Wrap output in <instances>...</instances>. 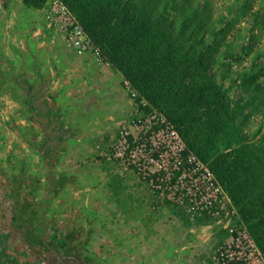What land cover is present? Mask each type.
<instances>
[{
  "label": "crops",
  "instance_id": "0c3cea01",
  "mask_svg": "<svg viewBox=\"0 0 264 264\" xmlns=\"http://www.w3.org/2000/svg\"><path fill=\"white\" fill-rule=\"evenodd\" d=\"M9 1L7 7L0 4V88L9 91L1 102L16 106L24 126L21 131H13L17 145L10 152L12 157L8 161L0 157V226L10 215L26 219L40 235L33 239L32 246L42 242L49 249L66 247L68 258L75 264H87L80 250L86 217L95 222L94 233L108 239L102 248L109 261L218 264L213 248L228 234L212 231L211 226H194L193 218L180 225L177 212L159 202L132 172L119 175V166L108 165L103 176L91 174L94 180L89 191L75 187L76 183L66 176L58 177L59 167L77 168L83 163L99 167L95 154L108 147L110 138L106 137L117 136L123 121L129 124L131 101L122 87L121 74L108 62L90 53L62 52V42L53 47L43 9ZM65 69L76 71L77 81L71 87L95 90L90 95L83 93L97 108L87 125L71 128V120L66 117ZM20 141L22 149L18 148ZM116 177L121 180V190L127 189L126 195L111 190L110 183ZM104 184L105 189L98 188ZM57 215L70 229L62 236V221L56 219ZM51 230L58 231V236H49ZM207 238H212L208 245Z\"/></svg>",
  "mask_w": 264,
  "mask_h": 264
},
{
  "label": "trees",
  "instance_id": "16d2710c",
  "mask_svg": "<svg viewBox=\"0 0 264 264\" xmlns=\"http://www.w3.org/2000/svg\"><path fill=\"white\" fill-rule=\"evenodd\" d=\"M47 1L23 3L42 9ZM62 1L99 46L102 58L149 102L145 109L152 106L163 112L187 150L209 163L264 252V142L244 131L247 102L235 100L217 75L221 63L242 60L257 42L254 31L264 24V16L251 11L255 1L234 0L218 19L220 30L196 11L179 28L160 21L172 4L153 14L148 0ZM205 5L207 10L212 7L207 1ZM193 15L199 17L195 23L190 21ZM246 15L251 18L247 33L237 28L233 41L217 55L215 46L235 27L236 19ZM241 38L243 42H237ZM254 67L241 73L239 85L262 93L264 62Z\"/></svg>",
  "mask_w": 264,
  "mask_h": 264
},
{
  "label": "built area",
  "instance_id": "2783aa9c",
  "mask_svg": "<svg viewBox=\"0 0 264 264\" xmlns=\"http://www.w3.org/2000/svg\"><path fill=\"white\" fill-rule=\"evenodd\" d=\"M42 9L53 47L64 42L77 54L90 53L105 61L99 46L62 0H48ZM126 84L134 115L113 147L114 162L132 172L159 202L182 208L191 217L199 213L222 224L228 237L217 247L218 264H264V252L209 163L188 151L175 124L158 108L146 110L149 102L140 98L128 80Z\"/></svg>",
  "mask_w": 264,
  "mask_h": 264
},
{
  "label": "rangeland",
  "instance_id": "374dc122",
  "mask_svg": "<svg viewBox=\"0 0 264 264\" xmlns=\"http://www.w3.org/2000/svg\"><path fill=\"white\" fill-rule=\"evenodd\" d=\"M206 1L211 3L212 6L211 9L208 10L205 9ZM254 1L255 2L253 4L251 11L252 12L258 11L259 16L261 17L264 16V0H254ZM233 2L234 0H168V1L148 0L147 5H148V10L151 13L156 14L155 12H157L158 10H162L166 5L170 7V5L172 4L173 7H170L163 16H159V19L160 21L168 20L170 21L171 24H176L178 28L181 27L183 23L187 20L186 17L190 12L196 11L199 12V17L200 15L201 16L205 15L206 18H208V22L210 23L211 28L217 26V29L220 30L222 24L218 22V19L229 8L230 4ZM8 3H10V1L5 0L2 4L4 5V7L5 6L7 7ZM199 17L193 15L190 21L195 23L196 21H198ZM18 18L20 22L21 15L19 13H18ZM250 19L251 18H249V15L239 17L236 19L235 27L231 31H229L227 36L220 43H218V45L215 46V50H216L215 52L217 55L222 54V51L225 49V44H227L229 41H233L235 35L237 34V28H245L243 30L244 35L247 33V29L249 28L250 25ZM190 21L188 28H190L191 26ZM24 24L26 25V22H24ZM178 28L175 27V31H177ZM25 29L28 30V27ZM7 31H8L7 33H9V30ZM254 32L255 34H257L259 38L257 42L254 44V46L250 50H248V54L246 53V56L242 60L239 59L233 63L230 61L229 64L221 63L220 64L221 66L217 69V75L219 81L223 85H225V87L229 90L230 95L235 100L241 99L247 102V104L243 107L244 112L246 114V121H245L246 125L244 126V131L251 137L252 140L264 142V92L257 93L256 91L249 89L248 86L244 87L239 85L240 75L242 72H244V70L253 69L255 63L260 64V62H264V54L260 56L258 55L260 52L264 53V24L259 25V27H257ZM205 36L206 38H211V35L208 32L205 33ZM220 38H222V36ZM237 42H243V39L241 38ZM62 43L63 44L61 45V47H59V49H61L62 52L64 50H72L67 48L64 42ZM240 51L241 49L239 50V52ZM65 71H66V73L64 74L65 78L63 79L62 82H63L64 96H67V103L64 110L66 117L71 120V125H70L71 128L87 125L86 123L90 121V117L93 115L94 111L97 108L95 104L92 105L90 103V98H85V94L83 93H88L90 95V92H93L95 90L89 86L86 87V89L80 87L78 89H74V87H71V85L74 84L73 82L77 81V76L76 74H74V72L76 73V71L73 72L72 69L70 70L65 69ZM259 81L264 83V75L259 78ZM121 83L123 89L125 90L126 94L128 95L131 101V108L128 113V120H130L134 115L133 114L134 108L130 96V91L126 84V79L123 77L122 74H121ZM4 95L5 96L9 95V91L5 89L2 90L0 88V157L2 158V160L8 161L12 157L10 152H13L14 147L17 145V144L15 145L17 135L16 133L14 134L13 131L15 129L21 131L23 129L24 123L22 122L21 115L17 111L16 106L9 104L8 102L7 103L1 102L2 97ZM5 100L8 101L9 98H6ZM73 101L75 103H73ZM102 109H106L105 106H102ZM124 122L125 121H123L122 124L120 125L121 126L120 131L125 125ZM120 131L117 134V136L114 137H111V134H109L106 137V139L110 138L109 139L110 142L108 141L109 143H107L108 147L105 149H100L99 152L95 154L96 158H94V160L96 159L95 161H98L99 164L98 168H92L91 165L87 163H83L84 166L77 168L69 167L66 169L63 166L64 169L60 167L59 169H57L58 177L63 178L66 176L67 179H69L72 183H76L75 187H78L83 191H89L91 185H93L91 184L92 183L91 181L94 180L93 179L94 176L91 177V174L93 175V173H95L98 175V177H101L103 176V173L107 171L106 169L110 165L113 168L115 166H118L111 158V154L113 151V147L119 137ZM23 138L21 140L22 142H24ZM21 141L18 143L19 149H22L24 147V144H22ZM86 159L89 161L90 157H86ZM126 172L127 171L121 169V167L120 169H118L119 175H121V173L125 174ZM78 180H80V182H78ZM120 183L121 180H119L118 177L114 178L110 183L112 184L111 190L115 191L116 194L121 193L122 195L123 194L126 195L127 189L123 188V190H121V186L119 185ZM106 186L107 185L104 184V186H99L98 188L103 187L102 189H105ZM165 204L170 205L169 207H171L174 211L177 212V214L179 215L178 223L180 225L183 224V221L191 220V218H193L192 221L194 222L193 223L194 226H202V227L211 226L212 231L218 230L220 234L227 233L226 230L222 227V224H219L215 220L208 218L206 215L197 213L194 217L191 216L189 217L184 209L174 206L170 203H165ZM94 205L95 204H92L91 206L93 207ZM57 217L58 218L56 219H58L59 222L62 221V223L60 222L61 229H59V233H61L62 236V234H64L65 232L67 233L70 229L68 226L67 227L63 226L64 219L61 216L57 215ZM84 219L87 220L85 227L86 231L82 233L83 244L80 250L82 254L86 256L85 259H87V264H119V262L116 260L115 261L108 260L106 251L102 248L104 247L103 245L104 242L108 241V239H106L103 236V234L100 232L98 234L94 233V229H95L94 226H96L95 222L90 221L88 217ZM219 228H221V230ZM51 231L52 232L49 234V236L52 237L58 236V231H56L55 233L53 232V230ZM204 238H206V236H204ZM199 239L200 237L196 238V240ZM211 239L212 238H207L206 243L211 242ZM99 246H101V248H98V250H96V247ZM218 246L213 248L215 250V253Z\"/></svg>",
  "mask_w": 264,
  "mask_h": 264
},
{
  "label": "flooded vegetation",
  "instance_id": "af4514ba",
  "mask_svg": "<svg viewBox=\"0 0 264 264\" xmlns=\"http://www.w3.org/2000/svg\"><path fill=\"white\" fill-rule=\"evenodd\" d=\"M12 214V213H11ZM20 222V223H19ZM23 222V223H21ZM26 219L10 215L0 226V264H75L68 258L70 252L56 245L47 248L42 242L32 246L40 235L27 225ZM34 247V248H33ZM59 249L64 250L60 253Z\"/></svg>",
  "mask_w": 264,
  "mask_h": 264
}]
</instances>
